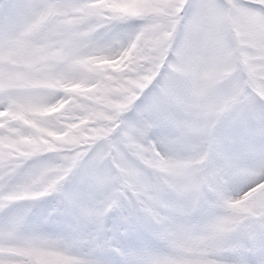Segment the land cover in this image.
Segmentation results:
<instances>
[{"label":"snow or ice","instance_id":"snow-or-ice-1","mask_svg":"<svg viewBox=\"0 0 264 264\" xmlns=\"http://www.w3.org/2000/svg\"><path fill=\"white\" fill-rule=\"evenodd\" d=\"M0 264H264V0H0Z\"/></svg>","mask_w":264,"mask_h":264}]
</instances>
